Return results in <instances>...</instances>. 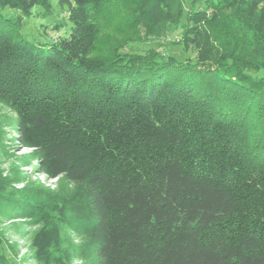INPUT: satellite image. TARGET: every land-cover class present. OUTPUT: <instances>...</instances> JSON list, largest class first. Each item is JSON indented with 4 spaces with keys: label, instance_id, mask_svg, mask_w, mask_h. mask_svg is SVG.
<instances>
[{
    "label": "trees",
    "instance_id": "1",
    "mask_svg": "<svg viewBox=\"0 0 264 264\" xmlns=\"http://www.w3.org/2000/svg\"><path fill=\"white\" fill-rule=\"evenodd\" d=\"M41 3L0 0V103L76 200L34 188L22 217L83 229L97 264H264V0H72L66 34L15 39L9 10ZM113 6L119 30L169 20L181 57L120 51ZM59 243L38 238L40 257L62 264Z\"/></svg>",
    "mask_w": 264,
    "mask_h": 264
},
{
    "label": "rangeland",
    "instance_id": "2",
    "mask_svg": "<svg viewBox=\"0 0 264 264\" xmlns=\"http://www.w3.org/2000/svg\"><path fill=\"white\" fill-rule=\"evenodd\" d=\"M71 2L72 0H46L45 4H36L26 12L9 10V17L20 24L14 38L23 37L44 44L66 34L70 28ZM117 5L118 2L115 1L114 6ZM114 6L103 14L102 36L109 35L110 41L120 46V51L145 53L149 49L159 48L165 53L179 55L180 50L174 46V41L181 38V29L172 30L169 27L167 30L170 22L164 20L162 27H159V22H154L150 29L119 30L117 27L120 16L114 13ZM130 11L128 7L122 8V16ZM164 12L171 14V10L166 7ZM182 56L193 58L194 53L188 51ZM17 122L16 112L0 103V255L6 254L10 264H51L53 262L49 263L46 258L40 257L37 242L38 238L42 240L52 233L60 240L58 245L63 251L60 256L65 259L62 264H97L85 245L87 237L83 229L73 226L71 222L56 220L59 225L58 228L55 227L54 233L53 227L44 225V221L24 218L19 213L20 203L26 205L21 201L24 192L29 194L34 188L39 191L55 190L76 200V190L61 178H50L37 172L36 161L31 156H24L26 149L17 139ZM9 198H14L16 202L9 201ZM71 211L72 209L67 212L66 218H70Z\"/></svg>",
    "mask_w": 264,
    "mask_h": 264
}]
</instances>
